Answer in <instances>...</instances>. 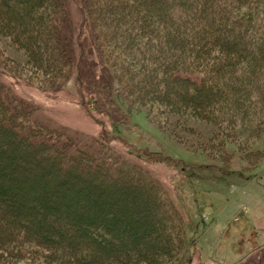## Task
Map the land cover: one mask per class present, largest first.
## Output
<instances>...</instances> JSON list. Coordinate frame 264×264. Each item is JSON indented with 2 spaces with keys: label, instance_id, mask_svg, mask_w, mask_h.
Listing matches in <instances>:
<instances>
[{
  "label": "trees",
  "instance_id": "16d2710c",
  "mask_svg": "<svg viewBox=\"0 0 264 264\" xmlns=\"http://www.w3.org/2000/svg\"><path fill=\"white\" fill-rule=\"evenodd\" d=\"M65 1L0 0V32L24 50L28 71L47 75L39 85L74 76L80 96L93 94L101 110L114 100L115 80L129 107L166 94L169 106L217 112L220 123L233 121L227 112L242 117L237 148L264 137V5L252 22L253 9L246 18L225 10L231 0H82L95 61L74 55ZM240 60L245 64L234 68ZM99 65L104 74L96 77ZM108 110L111 120H124ZM46 130L0 86V246L31 240L62 264H153L169 257L182 232L147 172L117 156L112 161L104 141L89 150L71 142L47 154L45 137L54 130ZM251 149L245 152L259 151ZM67 157L93 166L98 178L62 172ZM110 168L117 179L107 175Z\"/></svg>",
  "mask_w": 264,
  "mask_h": 264
},
{
  "label": "rangeland",
  "instance_id": "374dc122",
  "mask_svg": "<svg viewBox=\"0 0 264 264\" xmlns=\"http://www.w3.org/2000/svg\"><path fill=\"white\" fill-rule=\"evenodd\" d=\"M65 2L74 55L82 53L87 60L99 61L87 21L82 24V0ZM263 5L264 0H231L225 10L246 18L253 9V22L262 17ZM12 42L0 32V86L28 107L33 121L46 131L54 130L45 137L50 143L45 146L47 154L67 149L71 142L89 150L104 141L110 152L107 156H117L147 172L174 210L181 239L174 240L177 248L169 257L161 255L153 264H264V137L237 148L242 117L227 112L233 121L220 123L217 112L202 116L169 106L166 94L146 105L129 107L120 102L119 86L113 80L109 88L114 100L108 105L122 113L124 120H111L110 108L97 109L93 94L80 96L74 76L58 79L52 87L39 85L47 75L28 71L24 50ZM243 64L240 60L234 68ZM101 74L99 65L95 75ZM213 140L221 143L213 144ZM247 147L259 151L248 154ZM75 163L72 157L63 158L62 172L76 170L86 180L98 178L93 166ZM107 175L111 179L118 176L112 168ZM59 263L61 260L31 240L0 246V264Z\"/></svg>",
  "mask_w": 264,
  "mask_h": 264
}]
</instances>
